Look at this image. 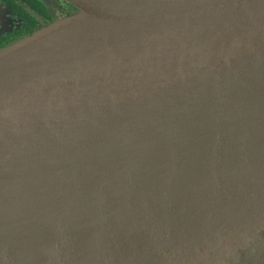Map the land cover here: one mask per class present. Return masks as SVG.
Returning a JSON list of instances; mask_svg holds the SVG:
<instances>
[{
	"label": "water",
	"instance_id": "95a60500",
	"mask_svg": "<svg viewBox=\"0 0 264 264\" xmlns=\"http://www.w3.org/2000/svg\"><path fill=\"white\" fill-rule=\"evenodd\" d=\"M66 1L0 50V264H264V0Z\"/></svg>",
	"mask_w": 264,
	"mask_h": 264
},
{
	"label": "flooded vegetation",
	"instance_id": "af4514ba",
	"mask_svg": "<svg viewBox=\"0 0 264 264\" xmlns=\"http://www.w3.org/2000/svg\"><path fill=\"white\" fill-rule=\"evenodd\" d=\"M0 50L78 12L66 0H0Z\"/></svg>",
	"mask_w": 264,
	"mask_h": 264
},
{
	"label": "rangeland",
	"instance_id": "374dc122",
	"mask_svg": "<svg viewBox=\"0 0 264 264\" xmlns=\"http://www.w3.org/2000/svg\"><path fill=\"white\" fill-rule=\"evenodd\" d=\"M2 11V10H1ZM2 13H3V11H2Z\"/></svg>",
	"mask_w": 264,
	"mask_h": 264
}]
</instances>
